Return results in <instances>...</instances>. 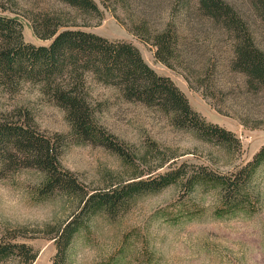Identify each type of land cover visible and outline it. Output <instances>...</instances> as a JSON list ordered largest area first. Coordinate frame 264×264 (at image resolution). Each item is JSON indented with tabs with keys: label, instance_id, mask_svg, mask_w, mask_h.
<instances>
[{
	"label": "rangeland",
	"instance_id": "obj_1",
	"mask_svg": "<svg viewBox=\"0 0 264 264\" xmlns=\"http://www.w3.org/2000/svg\"><path fill=\"white\" fill-rule=\"evenodd\" d=\"M95 1L101 12L96 15L58 0H0V13L19 18L25 40L37 45L50 42L32 27L33 17L43 12L111 40L133 43L153 69L171 77L196 111L234 132L240 147L204 141L174 126L164 113L126 100L92 77L87 87L96 119L130 152V161L96 143L78 142L65 112L38 85L0 89V117H28L42 133L63 136L60 162L89 191L141 174L156 175L170 166L184 165L190 173L203 166L229 175L250 161L264 145V90L249 89L246 76L231 69L229 37L201 12L198 0ZM225 1L246 19L264 49V20L252 1ZM169 23L187 46L183 63L174 67L157 60L156 46L147 40ZM208 72L210 80L202 85ZM44 182L45 174L34 168L0 178V235L16 232L18 241L33 245L39 251L33 264L53 263L54 228L78 209L74 196L41 194ZM224 189L217 179H201L193 188L182 179L139 196L117 217L97 213L76 233L66 264H264V162L243 190L242 201L227 204ZM0 264L22 262L9 257Z\"/></svg>",
	"mask_w": 264,
	"mask_h": 264
},
{
	"label": "trees",
	"instance_id": "obj_2",
	"mask_svg": "<svg viewBox=\"0 0 264 264\" xmlns=\"http://www.w3.org/2000/svg\"><path fill=\"white\" fill-rule=\"evenodd\" d=\"M58 1L83 14L101 13L95 0ZM251 1L264 20V0ZM198 6L215 26L227 33L232 50L231 69L246 76L249 89L264 90V49L256 43L246 19L225 0H198ZM68 23L51 12L33 17L36 35L50 40L48 44L37 45L25 40L19 18L0 13V89L11 91L21 83L38 85L43 95L65 112L71 133L78 142L96 143L128 160L130 152L96 119L97 110L90 101L87 87L89 77L113 87L126 100L164 113L174 126L193 131L204 141L240 147V139L234 132L208 121L196 111L171 77L153 69L136 45L111 40ZM147 40L156 46L155 56L160 62L169 67L183 63L187 46L174 24L169 23ZM208 73L200 80L202 85L210 80L207 76L212 73ZM62 138L42 133L28 117H0V178L24 168H34L45 174L41 194L63 192L78 201L75 213L54 228L52 239L56 253L52 264L67 263L76 233L97 213L117 217L139 196L159 192L182 179L190 188L201 179H217L225 188L226 203L239 202L243 190L264 162L262 145L250 161L229 175L216 174L203 166L192 173L184 165L170 166L156 175L144 178L141 174L120 184L89 191L74 173L62 166ZM234 192L240 197H234ZM18 236L16 232L0 235V261L16 257L22 264H33L39 251L27 242L18 241Z\"/></svg>",
	"mask_w": 264,
	"mask_h": 264
}]
</instances>
